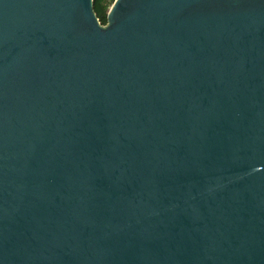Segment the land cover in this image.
<instances>
[{
    "label": "water",
    "instance_id": "1",
    "mask_svg": "<svg viewBox=\"0 0 264 264\" xmlns=\"http://www.w3.org/2000/svg\"><path fill=\"white\" fill-rule=\"evenodd\" d=\"M0 264H264V0H0Z\"/></svg>",
    "mask_w": 264,
    "mask_h": 264
},
{
    "label": "trees",
    "instance_id": "2",
    "mask_svg": "<svg viewBox=\"0 0 264 264\" xmlns=\"http://www.w3.org/2000/svg\"><path fill=\"white\" fill-rule=\"evenodd\" d=\"M113 2L114 0H94V10L103 24L107 22V13Z\"/></svg>",
    "mask_w": 264,
    "mask_h": 264
}]
</instances>
